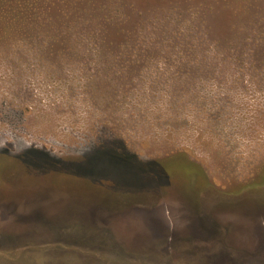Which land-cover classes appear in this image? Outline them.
Here are the masks:
<instances>
[{"label":"rangeland","instance_id":"rangeland-1","mask_svg":"<svg viewBox=\"0 0 264 264\" xmlns=\"http://www.w3.org/2000/svg\"><path fill=\"white\" fill-rule=\"evenodd\" d=\"M92 48L0 56V264H264V68Z\"/></svg>","mask_w":264,"mask_h":264},{"label":"trees","instance_id":"trees-1","mask_svg":"<svg viewBox=\"0 0 264 264\" xmlns=\"http://www.w3.org/2000/svg\"><path fill=\"white\" fill-rule=\"evenodd\" d=\"M263 11V0H0V56L28 45L84 57L95 47L168 62L250 57L262 70Z\"/></svg>","mask_w":264,"mask_h":264},{"label":"crops","instance_id":"crops-1","mask_svg":"<svg viewBox=\"0 0 264 264\" xmlns=\"http://www.w3.org/2000/svg\"><path fill=\"white\" fill-rule=\"evenodd\" d=\"M79 218H81L82 220H80ZM89 218V219H88ZM77 219H79L80 221V223L82 222V223H85V225H82L83 227H81V228H83V230H85V229H88L89 228V223H91L92 222V220L90 219V216H85V215H81V216H77ZM78 222V221H77ZM78 222V223H79ZM94 222H97V220H95ZM77 231H79L78 229H77ZM72 235V234H71ZM71 235H67V236H65V237H63L62 235H60L59 234V236L57 237L58 239H65V244H67V245H79V244H81L82 245V243L81 242H79V241H77V237H79V236H71ZM59 241V240H58Z\"/></svg>","mask_w":264,"mask_h":264}]
</instances>
